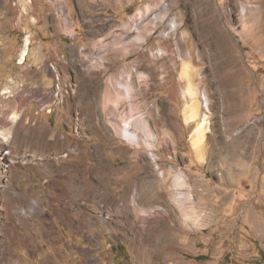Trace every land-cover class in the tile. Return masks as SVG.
Here are the masks:
<instances>
[{"label":"rangeland","instance_id":"rangeland-1","mask_svg":"<svg viewBox=\"0 0 264 264\" xmlns=\"http://www.w3.org/2000/svg\"><path fill=\"white\" fill-rule=\"evenodd\" d=\"M2 62L3 109L78 154L74 197L10 189L0 264H50L54 227L59 264H264V0H0Z\"/></svg>","mask_w":264,"mask_h":264},{"label":"bare ground","instance_id":"bare-ground-1","mask_svg":"<svg viewBox=\"0 0 264 264\" xmlns=\"http://www.w3.org/2000/svg\"><path fill=\"white\" fill-rule=\"evenodd\" d=\"M24 41H25L24 42L25 46L21 50L22 56L18 64L24 63L21 61L24 55L26 54V45L28 44V36H26ZM2 63H0V68L5 67L4 62ZM19 67L8 66L7 68H9L11 71L14 72V71H17ZM1 77H2V74L0 73V78ZM10 91L11 90L7 88H4L2 91H0V225H2L3 222L5 223L6 220L8 219L7 217L10 216V215L7 216L8 195L9 193H11L10 189L15 186L24 188L25 192L27 191L26 190L27 188L29 189L31 188L33 191H39V192L44 191L46 189L56 190L57 186L59 187L61 179H63L64 182L69 185L70 189H72L71 193H69V196L70 197L75 196V189H74L75 185L74 183L71 182V178H72L71 176H72V173H74V168L72 167V160H74L76 153H77L76 150L72 147L73 138L71 135L73 134L71 135L69 134L66 140L59 141V139L55 138L53 134L50 136V138H48L44 133H42V129L45 126L38 124L37 122L32 123L30 118L23 122L22 115H23L24 108L22 109L21 106L25 100H22V99L18 100L19 102L16 103L18 104L17 110L13 109L14 111L12 110L11 114L9 115L6 112L7 109L6 111L5 109H3L4 108L3 106L6 105V103H3V101L5 102V100H3V94L10 92ZM22 107H24V105ZM197 114H198V105L196 102L195 103L193 102L185 107L184 115H185L186 120L194 119ZM122 125H123L122 127L123 139H125L127 142L131 143L135 147H138L144 144V140H143L144 138L142 139V137L139 136L137 132L131 130L132 127L130 126V121H125L123 122ZM110 129L114 130L112 127H110ZM55 131H53L54 134L56 133ZM199 134H201L200 131H199ZM200 138L201 137L199 135L198 136L195 135L194 137V143L195 144L197 143L195 147L197 148L196 152L198 154L202 150L201 148L202 143L199 144L201 141ZM64 147H66L67 151L60 152V148L62 149ZM17 171H19V173H17ZM20 172L23 173V175L18 176ZM23 176H24V179L22 178ZM167 176H168V173H167ZM165 179L167 180L166 177L162 176L161 182L165 181ZM150 180L152 181H148V183L147 181H145L146 184L141 182L142 184L141 186L146 185L147 188L152 189V186H154V183H155V179L153 178ZM157 181L160 182V177H159V180ZM82 190H85V189H82ZM142 190L140 188V191ZM144 194H146L145 191H144ZM146 201L148 200L146 199ZM65 211L68 213V215H70V218L74 217V213L73 212L71 213L70 211H68V208ZM146 212H148V210ZM144 215L145 214L140 215V216L144 217ZM70 221H67V222L70 223Z\"/></svg>","mask_w":264,"mask_h":264},{"label":"crops","instance_id":"crops-1","mask_svg":"<svg viewBox=\"0 0 264 264\" xmlns=\"http://www.w3.org/2000/svg\"><path fill=\"white\" fill-rule=\"evenodd\" d=\"M34 1H35L36 4L41 2V0H34ZM42 7H44V6L43 5L40 6V7L37 6V8H42ZM75 33H77V32L73 31L72 28L70 29L69 33H66V35L68 34L71 37V38H69L70 40L65 39L66 42L68 40L67 45H65L66 48H67L68 45H72V44L75 43V37H76V34ZM49 37H51V36H49ZM49 37H47V38H49ZM59 38H60V36H59ZM48 41L49 40L47 39V42ZM54 42H55L56 46L63 47L64 42H62L61 40L54 41ZM102 45H106V43H102ZM60 50H61V48H60ZM62 51H63V49H62ZM70 54H71V52H70ZM107 61L109 62V60H107ZM58 230H57L56 227H54L53 229H51V232L54 234V243H53V246L51 248L54 249V251L53 252L52 251H49L48 252L51 255V257H52L50 264H59V262H60V260L57 259V254L61 253L62 235H61V229L59 228ZM105 235L106 234L103 232L102 234H100L99 236H97L98 237V243L95 245V248H92L91 251L93 252V254L90 256V258H92L94 260H99V261H103L106 258L107 252H108L107 251L108 250V244H110L109 242H110L111 237H110L109 234H108V236H105ZM104 237L107 238V241L108 242L106 241L105 245L103 246L101 244V242H100V239L101 238H104ZM119 238H121V236ZM119 238L116 237L115 239H112L115 242V244L118 246V248H120L121 245L124 243V242L120 243ZM121 239H123V238H121ZM57 243H58V249H57ZM78 244H79L77 246L78 248H82V249H85L86 248V246H84L83 244H82L83 246L81 245V243H78ZM102 251L104 252V255L101 254ZM115 255H118V254H116V251L113 252V256H115ZM121 256H123V255H121ZM95 264H99L98 261H96Z\"/></svg>","mask_w":264,"mask_h":264},{"label":"built area","instance_id":"built-area-1","mask_svg":"<svg viewBox=\"0 0 264 264\" xmlns=\"http://www.w3.org/2000/svg\"><path fill=\"white\" fill-rule=\"evenodd\" d=\"M69 37V35H67ZM92 58H91V62L95 61L96 59L99 61V62H103V56L99 53H95V54H92L91 55Z\"/></svg>","mask_w":264,"mask_h":264}]
</instances>
